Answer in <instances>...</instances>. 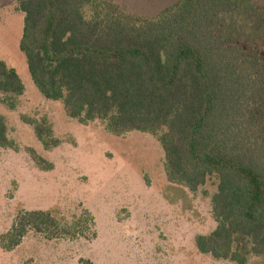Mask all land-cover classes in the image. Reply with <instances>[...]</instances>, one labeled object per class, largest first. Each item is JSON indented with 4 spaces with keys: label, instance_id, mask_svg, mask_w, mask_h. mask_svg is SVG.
I'll list each match as a JSON object with an SVG mask.
<instances>
[{
    "label": "trees",
    "instance_id": "16d2710c",
    "mask_svg": "<svg viewBox=\"0 0 264 264\" xmlns=\"http://www.w3.org/2000/svg\"><path fill=\"white\" fill-rule=\"evenodd\" d=\"M17 1L19 46L37 89L82 124L100 119L114 135L154 134L171 182L196 191L217 175V225L195 236L196 248L236 264L264 256V9L247 0H179L142 19L102 0ZM24 88L0 61V92ZM34 129L46 148L59 144L46 120ZM10 145L0 113V148ZM53 211H21L1 248L15 250L30 231L87 238L88 209L73 224Z\"/></svg>",
    "mask_w": 264,
    "mask_h": 264
},
{
    "label": "rangeland",
    "instance_id": "374dc122",
    "mask_svg": "<svg viewBox=\"0 0 264 264\" xmlns=\"http://www.w3.org/2000/svg\"><path fill=\"white\" fill-rule=\"evenodd\" d=\"M102 1L146 19L179 0ZM247 1L264 9V0ZM23 24L18 1L0 0V61L17 71L25 87L19 95L0 92L11 140L0 148V235L21 211L33 209L55 210L73 224L85 208L94 224H82L89 239H47L30 231L15 250L0 246V264H236L200 253L195 245L197 234L217 225L212 199L218 176L191 191L169 180L164 149L154 134L114 135L100 119L82 124L68 116L62 100L46 98L32 81L19 46ZM43 120L57 146L46 148L36 136L34 125ZM33 155L52 168L42 169ZM248 264H264V256H252Z\"/></svg>",
    "mask_w": 264,
    "mask_h": 264
}]
</instances>
